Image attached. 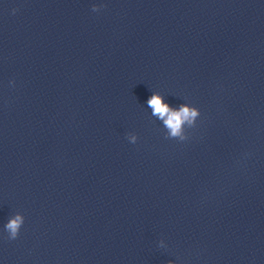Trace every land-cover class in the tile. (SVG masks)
<instances>
[{"label":"clouds","instance_id":"9594fccd","mask_svg":"<svg viewBox=\"0 0 264 264\" xmlns=\"http://www.w3.org/2000/svg\"><path fill=\"white\" fill-rule=\"evenodd\" d=\"M102 7L103 5L94 4L91 10L93 12H99ZM16 11L17 9H13V14ZM10 84L14 86L15 81H10ZM147 104L152 110L151 115L160 120L166 129L165 138L174 139L179 142H184L189 139L187 130L196 127V122L201 115L197 107L187 103L181 104L178 108H173L165 103L162 95L155 92L149 97ZM126 138L132 144H135L138 140L135 133H128ZM24 221L25 217L19 212L9 218L4 225V231L8 234L7 238L9 240H14L19 236Z\"/></svg>","mask_w":264,"mask_h":264}]
</instances>
